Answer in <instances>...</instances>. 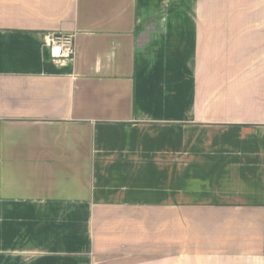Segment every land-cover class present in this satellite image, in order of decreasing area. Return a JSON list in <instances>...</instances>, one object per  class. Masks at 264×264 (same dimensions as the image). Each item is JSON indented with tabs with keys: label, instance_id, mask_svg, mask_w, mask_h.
Masks as SVG:
<instances>
[{
	"label": "crops",
	"instance_id": "1",
	"mask_svg": "<svg viewBox=\"0 0 264 264\" xmlns=\"http://www.w3.org/2000/svg\"><path fill=\"white\" fill-rule=\"evenodd\" d=\"M0 264H264V0H0Z\"/></svg>",
	"mask_w": 264,
	"mask_h": 264
},
{
	"label": "built area",
	"instance_id": "2",
	"mask_svg": "<svg viewBox=\"0 0 264 264\" xmlns=\"http://www.w3.org/2000/svg\"><path fill=\"white\" fill-rule=\"evenodd\" d=\"M50 55L55 60H71L75 55L74 35L54 33L50 35Z\"/></svg>",
	"mask_w": 264,
	"mask_h": 264
}]
</instances>
